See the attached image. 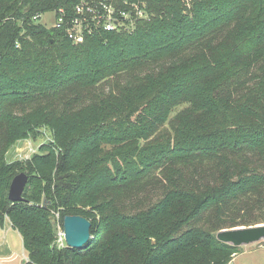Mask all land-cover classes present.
I'll return each instance as SVG.
<instances>
[{
  "label": "trees",
  "instance_id": "1",
  "mask_svg": "<svg viewBox=\"0 0 264 264\" xmlns=\"http://www.w3.org/2000/svg\"><path fill=\"white\" fill-rule=\"evenodd\" d=\"M143 1L75 44L33 18L79 0H0V228L25 264H230L217 234L264 224V0ZM54 211L88 219L89 244L54 247Z\"/></svg>",
  "mask_w": 264,
  "mask_h": 264
},
{
  "label": "built area",
  "instance_id": "2",
  "mask_svg": "<svg viewBox=\"0 0 264 264\" xmlns=\"http://www.w3.org/2000/svg\"><path fill=\"white\" fill-rule=\"evenodd\" d=\"M118 1L131 7L132 11L118 9ZM141 5L146 6V3L143 0H137V2H130V0H79L72 15L67 14L64 8L47 14L54 16V24L51 28H64L68 39L75 44H80L85 41L87 34H92L96 29L115 31L124 27V20H129L133 15L137 18L143 17ZM44 15H36L33 20L39 23ZM28 150L30 154L23 161L30 160L38 152L31 148ZM53 246L59 250L67 248L64 231L57 235Z\"/></svg>",
  "mask_w": 264,
  "mask_h": 264
},
{
  "label": "rangeland",
  "instance_id": "3",
  "mask_svg": "<svg viewBox=\"0 0 264 264\" xmlns=\"http://www.w3.org/2000/svg\"><path fill=\"white\" fill-rule=\"evenodd\" d=\"M53 17V14H45L40 23L51 27L54 24ZM51 142V133L42 129L37 138L29 136L18 140L6 151L5 159L8 163L23 161L30 154L29 148L39 151L41 146ZM53 214L57 237L64 230L60 222L59 212L54 211ZM27 260L28 256L19 233L12 226H8L5 230L0 229V264H25ZM230 264H264V241L240 247Z\"/></svg>",
  "mask_w": 264,
  "mask_h": 264
},
{
  "label": "water",
  "instance_id": "4",
  "mask_svg": "<svg viewBox=\"0 0 264 264\" xmlns=\"http://www.w3.org/2000/svg\"><path fill=\"white\" fill-rule=\"evenodd\" d=\"M29 181L26 173H20L13 179L9 189V200L13 203L23 202L24 191ZM63 230L68 248L81 249L92 239V224L82 216H66L63 221ZM217 239L225 244L244 247L264 241V224L251 227H238L222 230Z\"/></svg>",
  "mask_w": 264,
  "mask_h": 264
},
{
  "label": "crops",
  "instance_id": "5",
  "mask_svg": "<svg viewBox=\"0 0 264 264\" xmlns=\"http://www.w3.org/2000/svg\"><path fill=\"white\" fill-rule=\"evenodd\" d=\"M8 226H10L11 227V224L10 223H6L5 224V227L2 229V228H0L1 230H5V229H7L8 228Z\"/></svg>",
  "mask_w": 264,
  "mask_h": 264
}]
</instances>
